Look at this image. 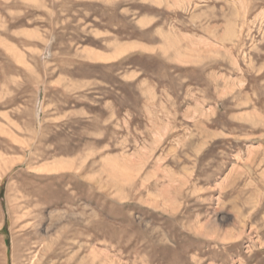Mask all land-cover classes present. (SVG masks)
<instances>
[{
	"label": "rangeland",
	"instance_id": "374dc122",
	"mask_svg": "<svg viewBox=\"0 0 264 264\" xmlns=\"http://www.w3.org/2000/svg\"><path fill=\"white\" fill-rule=\"evenodd\" d=\"M0 264H264V0H0Z\"/></svg>",
	"mask_w": 264,
	"mask_h": 264
}]
</instances>
